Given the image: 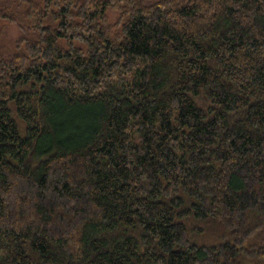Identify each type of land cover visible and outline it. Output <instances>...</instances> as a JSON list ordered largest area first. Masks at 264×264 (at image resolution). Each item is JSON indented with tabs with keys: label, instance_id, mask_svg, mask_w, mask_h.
Masks as SVG:
<instances>
[{
	"label": "trees",
	"instance_id": "obj_1",
	"mask_svg": "<svg viewBox=\"0 0 264 264\" xmlns=\"http://www.w3.org/2000/svg\"><path fill=\"white\" fill-rule=\"evenodd\" d=\"M0 25V264H264V0Z\"/></svg>",
	"mask_w": 264,
	"mask_h": 264
},
{
	"label": "rangeland",
	"instance_id": "obj_2",
	"mask_svg": "<svg viewBox=\"0 0 264 264\" xmlns=\"http://www.w3.org/2000/svg\"><path fill=\"white\" fill-rule=\"evenodd\" d=\"M1 26V25H0ZM1 30V29H0ZM6 41H11L18 35V28L15 25H7L6 26Z\"/></svg>",
	"mask_w": 264,
	"mask_h": 264
}]
</instances>
